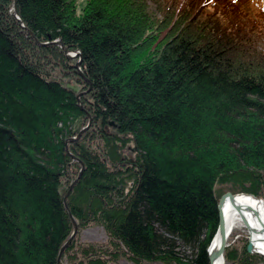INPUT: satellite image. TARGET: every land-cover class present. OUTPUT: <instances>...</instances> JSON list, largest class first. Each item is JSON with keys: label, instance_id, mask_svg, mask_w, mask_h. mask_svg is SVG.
Returning <instances> with one entry per match:
<instances>
[{"label": "trees", "instance_id": "1", "mask_svg": "<svg viewBox=\"0 0 264 264\" xmlns=\"http://www.w3.org/2000/svg\"><path fill=\"white\" fill-rule=\"evenodd\" d=\"M0 0V264H208L215 185L264 198V28L238 0ZM149 4L153 5L150 11ZM223 258L264 257L225 248Z\"/></svg>", "mask_w": 264, "mask_h": 264}, {"label": "water", "instance_id": "2", "mask_svg": "<svg viewBox=\"0 0 264 264\" xmlns=\"http://www.w3.org/2000/svg\"><path fill=\"white\" fill-rule=\"evenodd\" d=\"M11 10H12L11 15L13 17H15V19L18 21V24L21 27V30L23 32H25L26 36L31 37L37 46L44 47V46H48V45H53V46H56V47L60 48V50L63 52V54H64V56H65L66 59H68V60L77 59L76 64H75V68H76L79 76L88 85V89L86 91L79 93L75 97L76 98V101H77L78 107L81 110H83L82 109V106H81V102H80V97L82 95H85L86 93H88V91L91 88V83L89 82V80L84 76L83 72L81 71V55H80L79 51H72V50L66 49L63 46L62 42L59 39L53 40L51 42H39L33 36V34L25 27L23 21L19 17L18 12H17V9H16V2L14 0H13V4H12V7H11ZM86 115H87V118H88L87 125L84 128H82L76 134V136H74L72 138H69V139H66L65 142H64L66 153L73 160H75L76 162L79 163L80 170H79L78 176L71 182V184L69 185L66 193L64 194V196L62 198L63 206H64L65 210L68 212V215H69V218H70V221H71V224H72V232L69 235V237L67 238V240L64 242V244L60 247V249L58 251V254H57V258H56V264H59L60 258H61V255H62L63 251L69 246V244L71 243V241L73 240V238L76 236V234L78 232V224H77V221L71 216L70 212L68 211L66 199H67L68 195L70 194V192H71L73 186L75 185V183L81 177V175L83 173V170H84V166H83V163L80 160H78L77 158H75L74 156H71L69 154L68 149H67V145L69 143L76 142L80 138V136L82 135V133L85 132L89 128V126L91 124V119L88 116V114H86ZM240 195H247V196L253 198L256 201H260V202L264 203V200L257 199L255 196H253L251 194H246V193L231 194L229 192H225V193H223V194H221L219 196V198L217 199V210H218V218H219V221H218L217 230H216V232L214 234V237H213V239H212V241H211V243H210V245H209V247L207 249L208 264H214L218 259H220V258L223 259L224 250L227 247V244H226L225 226H224V222H223L224 219H223V213H222L224 202L226 200L234 201L236 199V197H238ZM237 209H239V207H237ZM238 211L240 212V210H238ZM246 213L249 215V217L250 216L251 217H253V216L255 217V215H254L255 212H251V211L248 210ZM242 222L245 225V227L247 228V230L249 231V233H251L252 232L251 231V228L248 226L249 224H247L244 215H242ZM262 228L264 229V225L262 226ZM214 242L216 243L215 245L213 244ZM246 251L248 253H250V254H255V255H259V256L264 257V255L258 254L257 252H255L253 250V244L251 243L250 240H248V242H247Z\"/></svg>", "mask_w": 264, "mask_h": 264}, {"label": "rangeland", "instance_id": "3", "mask_svg": "<svg viewBox=\"0 0 264 264\" xmlns=\"http://www.w3.org/2000/svg\"><path fill=\"white\" fill-rule=\"evenodd\" d=\"M75 1V6H76V10L78 13H81L83 7H84V4H85V0H74ZM239 3H241V9H242V12L243 14L244 13H247L248 15L246 17H250V18H253V19H256L260 25L264 28V0H238ZM149 7H150V11H152L153 9V5L149 4ZM154 10V9H153ZM260 45H263L264 47V39L263 41L260 43ZM75 60L74 63H73V67H74V70L77 72L76 68H75V64H76V61L77 59H73ZM82 71V70H81ZM78 73V72H77ZM79 75V74H78ZM80 77V76H79ZM81 78V77H80ZM81 92H84V91H81ZM79 92V93H81ZM78 93V94H79ZM77 94V95H78ZM76 95V96H77ZM82 106V105H81ZM89 116V115H88ZM90 117V116H89ZM91 119V118H90ZM87 122H88V118H87ZM87 122L86 124L82 127L84 128L86 125H87ZM91 125V124H90ZM81 128V129H82ZM90 128V126H89ZM88 128V129H89ZM80 129V130H81ZM87 129V130H88ZM79 130V131H80ZM86 130V131H87ZM78 131V132H79ZM85 131V132H86ZM84 133V132H83ZM82 133V134H83ZM76 136V135H75ZM82 136V135H81ZM80 136V137H81ZM74 137V136H73ZM72 138V137H71ZM68 146V145H67ZM68 149V148H67ZM69 152V151H68ZM69 154L71 156H74L72 155L70 152ZM75 157V156H74ZM71 158V157H70ZM77 158V157H75ZM72 159V158H71ZM78 159V158H77ZM79 160V159H78ZM72 161H75L72 159ZM79 173V172H78ZM78 176V174L76 175V177ZM71 184V183H70ZM69 184V185H70ZM68 185V187H69ZM67 187V189H68ZM67 191V190H66ZM65 191V193H66ZM215 192L218 193V192H221V194L225 193V192H229L231 194H238V193H244V192H233L231 191V187L230 185H223V184H220V185H215ZM64 193V194H65ZM63 194V196H64ZM246 194H250V193H246ZM219 195V196H220ZM253 195V194H251ZM255 196V195H253ZM257 199H262L264 200V198H262V196H255ZM68 198V197H67ZM219 198V197H218ZM217 198V199H218ZM67 201V199H66ZM72 225V224H71ZM78 233V232H77ZM214 237V236H213ZM248 234H247V231L245 229H235L232 234L230 235L228 241H227V247L229 248H233V249H236L237 252H241L242 250V246L245 244L246 242V246H247V242H248ZM108 236L106 235L103 227L99 226V225H91L87 228H84V229H81L79 230V233H78V239H77V243L78 245H81V246H84V245H87V244H95V245H100V246H105L108 244L109 240H108ZM213 239V238H212ZM67 240V239H66ZM212 241V240H211ZM226 247V248H227ZM208 249V248H207ZM225 251V250H224ZM250 254V253H249ZM224 255V254H223ZM252 255H255V254H252ZM255 256H259V255H255ZM224 261H225V264H240L239 261H231L230 259H225L224 258ZM60 264V262H59ZM63 264H68V262L66 260H64ZM116 264H164V263H161V262H144V261H140V262H132L130 260H128L127 258L125 257H120L118 259V261L116 262ZM252 264H264V261H258V260H254V262Z\"/></svg>", "mask_w": 264, "mask_h": 264}, {"label": "bare ground", "instance_id": "4", "mask_svg": "<svg viewBox=\"0 0 264 264\" xmlns=\"http://www.w3.org/2000/svg\"><path fill=\"white\" fill-rule=\"evenodd\" d=\"M235 201V202H234ZM234 201L226 200L223 205V222L227 241L235 229H245L248 234V240L253 244V250L258 254L264 255V203L256 201L247 195H240ZM239 207V209H237ZM240 210V212L238 211ZM255 212V217H249L247 211ZM242 215L245 216L251 233L242 222ZM216 241V240H215ZM216 244L215 242L213 243ZM214 264H225L224 258L218 259Z\"/></svg>", "mask_w": 264, "mask_h": 264}]
</instances>
